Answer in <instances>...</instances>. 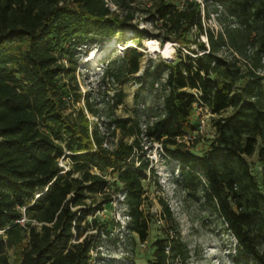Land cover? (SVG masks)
<instances>
[{
    "label": "trees",
    "instance_id": "obj_1",
    "mask_svg": "<svg viewBox=\"0 0 264 264\" xmlns=\"http://www.w3.org/2000/svg\"><path fill=\"white\" fill-rule=\"evenodd\" d=\"M109 1L129 9L134 0ZM209 1L220 8L218 18L234 25L216 34L204 28L197 0L154 5L149 18L163 31L159 40L177 42L192 55L178 49L175 62L147 66L138 78L132 115L120 118L111 113L125 97L118 86L139 72L142 57L137 48H124L102 68L101 81L116 90L105 105L108 120L99 123L87 117H101L100 102L80 91L75 54L78 47L122 35L132 11L121 17L108 0H0V264H9L5 246L24 239L16 264H90L96 246L81 223L98 226L95 218L87 221V200L110 190L122 195L127 233L146 241L152 218L144 209V181L147 172L154 175L146 143L160 145L191 196L201 191L235 240L232 263L264 264V75L256 72L264 54V0ZM209 15L204 5V17ZM131 29L130 39L141 47L148 33ZM192 31L205 35L207 45L191 40ZM252 34L253 67L243 71L236 56L219 52L227 48L248 57ZM159 81L161 112L145 123L141 94ZM70 98L84 103L65 113ZM196 104L218 116L214 137L200 155L180 141L194 129L190 116ZM116 131L120 136L111 143ZM61 158L68 159L65 171ZM162 204L161 234L151 243L148 264H187L190 251L169 206Z\"/></svg>",
    "mask_w": 264,
    "mask_h": 264
},
{
    "label": "rangeland",
    "instance_id": "obj_2",
    "mask_svg": "<svg viewBox=\"0 0 264 264\" xmlns=\"http://www.w3.org/2000/svg\"><path fill=\"white\" fill-rule=\"evenodd\" d=\"M158 1L134 0L130 2L129 9H121L108 0L110 9L115 10L121 17H124L126 11H132L133 19L124 25L122 35L117 34L114 37L77 48L75 54L77 59L75 78L79 89L82 94L86 91L91 92V96L98 99L96 102H100L97 107L100 109L101 117L97 119L88 114L87 117L90 121L100 123L108 120L106 115L108 110L105 105L107 102L111 103L110 97L114 94L116 87L108 82L101 81L102 68L108 60L118 59L124 48H137L142 53V57L139 72L118 86L125 93V97L123 103L112 109L111 113L112 116L120 118H127L132 115L131 111L135 106L134 95L140 82L138 78L147 66L152 67L159 62H175L178 49L182 55H192L187 47L181 46L177 42H161L159 40L158 37L162 35L163 31L158 28L159 23H153L149 18V13ZM168 1L180 3L182 0ZM197 1L201 3L204 28H208L216 34L222 31L226 25H234L229 18L224 16L218 18L216 11L218 12L220 8L211 4L209 0ZM204 5L208 7L209 18L204 17ZM131 26H135L149 35L141 40V47L136 44V40L130 39L133 35ZM189 38L202 41L207 45L205 35H196V32L192 31ZM253 38H255V34L250 36V42H253ZM167 43H172V46L167 49L168 56L165 53ZM188 46L195 48L192 43H189ZM255 49L256 43L253 42L247 47L246 54L248 57H242L227 48H223L219 53L227 58L232 53L239 59L241 69L245 71L253 67L252 54ZM95 55H98V58L94 62L91 58ZM261 56V66L256 69V72L264 75V54H261ZM63 62L67 63L66 68L69 67L68 62L64 59ZM161 76L163 79L164 72ZM161 83L160 81L156 82L154 87L146 85L145 90L141 94L142 101L139 109L143 113L145 123L153 121L156 115L161 112V96L164 93ZM67 101L68 106L64 110L65 113L75 111L77 108L82 107L84 103L83 98L78 101L70 98ZM230 112L231 110L229 109L223 115ZM217 117V115H210L205 111L200 112L193 108L190 122L194 125V129L188 131L180 141L194 154H202L208 149L209 143L214 137L213 119ZM119 136V132L116 131L109 138V141L114 143ZM124 140L132 141V138L125 137ZM107 145L110 146V143ZM144 148L146 149L145 157L149 159L150 166L154 170L153 176L150 172H147L148 179L144 181L146 196L144 209L151 214L152 218L149 225L148 239L141 242L135 235L127 233L125 226L128 218L125 206L121 203V194H115L111 190L107 196L96 194L87 200L88 205H90L87 221L90 222L91 219L95 218L98 229L88 227L86 222L81 223L84 229L86 228L85 235L90 236L96 246L91 250L92 260L90 264H148L153 251L151 243L161 234L160 227L163 223L160 218L162 202L169 206L179 225L181 239L190 251L187 264H233L230 255L234 252L235 240L224 229V225L218 215L204 203L201 191H198L199 197L194 198L188 193L187 189L182 187L177 167L167 158L158 143H146ZM67 161L68 159H59V164L64 168V171L68 168ZM249 161L254 172H256L259 169L258 161L255 157L250 158ZM108 198L110 201L105 202V199ZM96 205H101L102 209H97ZM101 228L103 229L102 232H100ZM25 240H22L20 245L5 246L4 255L9 264L17 263Z\"/></svg>",
    "mask_w": 264,
    "mask_h": 264
},
{
    "label": "built area",
    "instance_id": "obj_3",
    "mask_svg": "<svg viewBox=\"0 0 264 264\" xmlns=\"http://www.w3.org/2000/svg\"><path fill=\"white\" fill-rule=\"evenodd\" d=\"M194 108H196V110H198V111H205L206 113H209L210 115H214V114H212L206 107H204V106H201V105H198V104H196V105H194ZM19 223H21V224H23V222H24V218H21L19 221H18ZM0 232H2V231H0Z\"/></svg>",
    "mask_w": 264,
    "mask_h": 264
},
{
    "label": "bare ground",
    "instance_id": "obj_4",
    "mask_svg": "<svg viewBox=\"0 0 264 264\" xmlns=\"http://www.w3.org/2000/svg\"><path fill=\"white\" fill-rule=\"evenodd\" d=\"M170 46H172V43H167V45L165 46V49H166L165 53L166 54L168 53L167 49H169ZM166 56H168V54ZM97 58H98V55H95L93 58H91V60H93L95 62V60H97ZM93 64H95V63H93Z\"/></svg>",
    "mask_w": 264,
    "mask_h": 264
}]
</instances>
